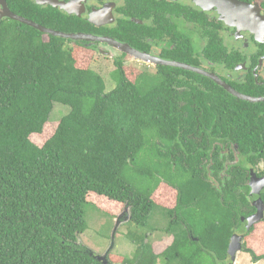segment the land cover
Returning a JSON list of instances; mask_svg holds the SVG:
<instances>
[{
	"label": "trees",
	"instance_id": "1",
	"mask_svg": "<svg viewBox=\"0 0 264 264\" xmlns=\"http://www.w3.org/2000/svg\"><path fill=\"white\" fill-rule=\"evenodd\" d=\"M8 5L45 27L85 31L78 20L60 19L28 0ZM169 13L181 22L178 5ZM84 43L0 20V264H102L77 241L86 229L85 205H97L89 194L128 208L137 227L156 217L151 234L171 237L157 252L146 234L129 236L134 255L122 263L223 262L241 217L250 219L254 211L243 167L218 180L219 187L210 181L225 160L213 138L264 158V144L241 125L248 118L245 123L257 124V118L247 110L239 122L231 106L237 123L230 122L223 90L214 84L200 89L198 74L172 66L137 72L114 61L117 85L106 92L103 76L91 66L96 50ZM169 43L161 57L198 64L192 55L199 47L186 36ZM216 45L210 40L203 49L207 58ZM54 103L69 107L57 121L50 118ZM261 198L264 204V190ZM248 227L242 250L261 260L264 218Z\"/></svg>",
	"mask_w": 264,
	"mask_h": 264
},
{
	"label": "flooded vegetation",
	"instance_id": "2",
	"mask_svg": "<svg viewBox=\"0 0 264 264\" xmlns=\"http://www.w3.org/2000/svg\"><path fill=\"white\" fill-rule=\"evenodd\" d=\"M28 1L33 6L38 7V9L54 11L56 14L62 15L56 16L60 19L69 18L71 20H78L77 23L80 24L83 30L85 29L81 33L111 38L156 58L166 59L161 57V52L170 47L169 41L186 36L190 40V44L196 48L199 47L192 55L198 59L196 61L198 64L185 63L203 72L193 71L199 75L198 78L200 79L198 83L194 77L196 85L198 86L199 84L200 89L205 91L209 90L211 84L218 86L219 90H223L224 98L225 95L227 98L223 100V107L226 109L225 115L230 122L234 121L229 113V111H232L231 106L235 107L239 122H242V113L248 110L251 120L257 118V124L245 123L249 120L248 118L247 120L243 119L241 125H244L249 133L259 138L264 144V135L262 134L264 131V100L251 101L240 97L242 95L254 99L264 98V21L260 22L261 27L257 30L258 33L238 25H231L224 20L225 15L217 7L211 6L213 0ZM240 1L256 4L264 20V0ZM142 3H147L148 5ZM5 4L12 11L8 5V0H5ZM177 5L183 11L179 24L175 23L172 18L174 13L171 15L169 13V9H173ZM164 18H166L165 21ZM169 18H171L170 21ZM169 23L172 25V37H169ZM87 29L89 30L87 31ZM175 30H177V35L174 37ZM158 33L159 35H156ZM210 40H213L217 44L214 56L212 55L213 58L210 56L207 58L203 51ZM83 41L85 45L94 48L97 53H99L101 45L117 48L107 42H100L98 40ZM117 49L116 51L122 53V56L117 57L113 62L119 61L124 65L126 59H124L123 55L126 54L125 52H121L119 48ZM146 64L153 67L156 66L149 62H146ZM227 88L234 90L238 95L233 94ZM231 98L233 99L231 100ZM227 101L228 103H226ZM246 105L249 107H246ZM234 122L237 123V121ZM215 145L220 147L218 158H225V160L223 161V167L219 171L218 179L216 180L214 177H211L210 181L212 180L213 184L219 187L218 180L224 182L226 179H231L233 171L243 167L244 174L241 178L243 177L246 182L245 185L249 186L248 202L255 212L256 207L249 199L252 189L250 184L253 183L251 182L253 176L255 181H264V158L255 153L248 154L247 152L240 151L237 149L236 144H232L233 150L231 148L229 150L227 142L218 140L216 136L213 138L212 147L215 148ZM253 146L254 141H251V147ZM263 190L264 185L259 190L260 198ZM261 201L263 204L262 198ZM252 214H250V217ZM249 220L248 218L241 217L242 226L235 230L242 231L245 235L249 229L248 226H250ZM227 255V258L223 262L212 263L233 264L235 259L232 260L231 255L228 253Z\"/></svg>",
	"mask_w": 264,
	"mask_h": 264
},
{
	"label": "rangeland",
	"instance_id": "3",
	"mask_svg": "<svg viewBox=\"0 0 264 264\" xmlns=\"http://www.w3.org/2000/svg\"><path fill=\"white\" fill-rule=\"evenodd\" d=\"M44 38L46 39V35H44ZM116 50L118 49L110 47L108 45H101L98 51L99 53L96 52L91 65L94 70H96L103 76L105 80L106 92L113 90L117 85V81L115 77H113L114 71L116 70V65L113 60L117 57L122 56V53ZM125 54L127 56L123 55L124 59H126V62H124V66L132 67L137 72H140L141 70H143V68H146L150 72H154L155 68L153 66H149V64H146V62L144 61L134 59L127 53ZM144 86L145 85L143 84L141 88L143 89ZM56 104L57 103H54L55 106L53 107L50 115L52 121H57L64 114V112H66L67 109L69 110V107L67 106L63 107ZM46 130L48 132L53 131L54 124H48ZM161 194L162 193H160L159 195ZM87 200L91 202L96 201L95 204L104 207V209H107L109 213L112 212L113 216L108 215L102 210L98 209L97 207L99 206L94 205V202L92 203L93 206L91 204H86L84 207L86 229L83 233L78 235L77 241L80 244H83L86 248L92 250L94 254L97 255H103L113 242V246L107 254V264H124L122 263V261H120L121 259L133 258L135 245L131 242L129 236L131 237L133 235L146 234L145 241L151 240V243L152 245H154V248L157 252L164 249L170 243L171 237L161 236L162 233L151 234V230L155 229L154 225L157 224L155 219L156 217L152 218V216L149 219V225L144 228L137 227L129 220L120 223L117 231L115 232L114 238H112V231L114 228L115 220L119 214L123 213L125 207L119 204H112L106 199L95 200L90 196V194L87 196ZM125 214L126 213H124V215ZM121 216L122 219L125 217L123 215ZM157 218L159 220L160 216H157ZM115 258H117L118 260H116ZM233 264H264V258L255 261L252 259L251 255H248V253L241 251L238 252Z\"/></svg>",
	"mask_w": 264,
	"mask_h": 264
},
{
	"label": "water",
	"instance_id": "4",
	"mask_svg": "<svg viewBox=\"0 0 264 264\" xmlns=\"http://www.w3.org/2000/svg\"><path fill=\"white\" fill-rule=\"evenodd\" d=\"M0 20L3 17H7L16 21H19L23 24L29 25L31 27H34L35 29L39 30L40 32L48 35H54V36H59L63 37L66 39H72V40H85V41H93V40H98L100 42H107L117 48H119L122 52H125L129 55H131L134 59L144 61V62H149L154 65H166V66H172V67H177V68H182V69H187L195 72H200L199 69L189 65L185 64L182 62L178 61H172V60H166V59H161V58H156L153 57L149 54L140 52L128 44L125 43H120L116 40H113L111 38H104V37H96L90 34L86 33H67V32H62L59 30L51 29L48 27H45L39 23H36L28 18L19 16L7 7L5 4V0H0ZM212 7H217V9L225 15L224 20L231 24V25H238L240 27H243L245 29H249L252 31H255L258 33L257 30L261 27L260 22L264 21L263 16L259 12V7L256 4H250L246 2H242L240 0H213L211 2ZM101 53V52H100ZM203 73V72H200ZM229 89V88H227ZM233 94L238 95L234 90L229 89ZM242 99L245 100H264V98L261 99H254V98H249L247 96H240ZM254 177V176H253ZM251 178V192L249 194V199L252 201V204L256 207V211L252 214L249 224L250 226L253 225L255 222H259L264 218V206L262 204L260 195H259V190L260 188L264 185V181H255L254 178ZM128 212V208H125L123 213L119 214L115 220L114 228L112 231V238L115 236V232L117 231L120 223L126 221L129 219L128 215H124V213ZM125 216L123 219L121 218L122 216ZM244 232L235 230V232L231 235L227 247V253L231 255L232 260L236 259L237 253L242 250V238H243ZM113 246V242L111 243L110 247L105 251L103 255H97L94 254L93 251H89V254L92 255L95 259L100 261L102 264H107L108 259H107V254L111 250Z\"/></svg>",
	"mask_w": 264,
	"mask_h": 264
}]
</instances>
